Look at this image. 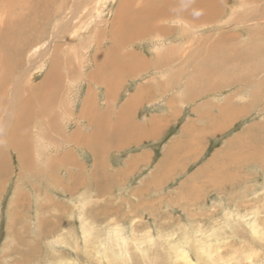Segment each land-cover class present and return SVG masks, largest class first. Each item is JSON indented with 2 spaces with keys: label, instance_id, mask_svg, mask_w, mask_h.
Returning <instances> with one entry per match:
<instances>
[{
  "label": "rangeland",
  "instance_id": "374dc122",
  "mask_svg": "<svg viewBox=\"0 0 264 264\" xmlns=\"http://www.w3.org/2000/svg\"><path fill=\"white\" fill-rule=\"evenodd\" d=\"M24 1L36 8L37 0ZM223 1L221 12L205 26L164 21L171 28L165 35L129 41L124 65H133V72L119 81L114 78L112 89L106 78L117 70L105 59L117 55L115 51L108 54L110 43L101 38H108V22L118 0H106V4L103 0H51V15L41 18L40 31L22 32L25 47L18 40L6 41L22 50L10 49L5 54L12 62L6 69L0 67V104L5 110L12 102L14 108L5 127L0 115V152L7 158V173L0 178V264H264V162L257 159L224 167L228 157L222 153L246 126L264 120V0ZM22 4L26 12L19 19L26 21L23 14L31 11ZM62 4L63 13L56 15ZM14 19L10 17V23H16ZM16 28L10 24V30ZM178 28L181 31L176 32ZM185 28L187 33H183ZM226 33L231 37L220 47L217 38ZM40 45L51 50L39 68L40 59L33 50ZM54 48H58L57 55ZM136 56L143 59L141 65L132 62ZM95 57L106 67L97 72V79L90 77ZM53 58L54 75H59L51 76V90L58 86L60 93L51 94V106L45 110L44 93H36L39 99L29 125L18 124L15 104L20 108L28 95L27 86L42 80ZM184 58L189 65L193 61L214 74L221 68L211 81L216 83L213 89L208 90L211 85L207 84L206 88L195 86L192 79L197 84L201 80L195 72V77L184 75L189 67ZM104 78L106 82H96ZM192 89L204 92L192 95L197 92ZM87 93L91 105L104 110L109 102L115 114L103 120L90 106L83 114ZM133 95L138 103L126 112L133 124L147 129L151 119H164L154 135L99 151L98 146L77 142L73 133H90L94 128L87 126V120L96 125L115 120ZM232 95L242 114L220 131H205L201 141L192 142L197 143L194 150L176 147L187 142L183 127L190 124L192 135L206 129L208 120H202L199 113L218 117L212 106ZM253 95L259 96L254 99ZM12 143L23 148L28 144V155L22 147L17 152ZM31 147H39L38 154H48L51 164L30 153ZM234 147L230 149L233 156L250 150ZM48 148L49 153L45 152ZM131 158L135 162L128 166Z\"/></svg>",
  "mask_w": 264,
  "mask_h": 264
},
{
  "label": "bare ground",
  "instance_id": "6f19581e",
  "mask_svg": "<svg viewBox=\"0 0 264 264\" xmlns=\"http://www.w3.org/2000/svg\"><path fill=\"white\" fill-rule=\"evenodd\" d=\"M23 2L25 3L24 5H26V10L29 9V11H31L29 14H27V13L23 14L27 17V18H25L26 21L20 20L21 19L20 18L21 13L26 12V11L23 12V10H22V5H23L22 3ZM27 2L29 3V0H27ZM102 3L106 4V0L105 1L103 0ZM31 4H33V3H31ZM34 5H36L35 6L36 8L32 9L30 7H27V3L24 0H0V13H1V15H0V52H2V53H0V67L4 65V67L6 69V67H7L6 64L12 62V61L10 62L9 58L6 56L7 52H9L10 49L15 50L16 53H20L22 50V48H21L22 46L16 45L15 47L12 48V47L8 46L6 41L9 42V40H10V41H16L17 42V40H18V43L19 44L22 43L23 46L25 47V44H27V43H26V40L24 39L25 34H23L22 32H24V31L33 32L34 28H35V32L40 31L41 18H48L51 15V10H49L51 8V0H37V3H35ZM58 6L60 8H56V10H55L56 15L59 14L61 11H62L61 14L63 13L65 5L63 6V4H62V5H58ZM75 6L77 7V5H75ZM223 6H224L223 0H118L116 7L113 9V13L111 15L110 22H108L109 23L108 26L110 27L109 33H108V38L110 36V33H111V37L109 39L104 38V37L101 38L103 41L106 40L110 43L109 47L107 48L109 55L111 53H114V51L116 52L117 57L116 56L114 57V55H113V56H111V58L105 59V61L109 64H114L113 70L114 71L117 70V72H115L116 73L115 75L112 73L109 77H107L106 78L107 82L105 81V78L101 79L102 81L99 79L96 82L108 83L110 80V84H111L110 88H111V86H112L111 82L114 80V78L117 81H119L120 78L127 77L130 73L133 72V69H134L133 65H130V66H129V64L124 65L127 62V59H126L127 55H126L124 48L129 43V41H131L132 39L137 38V37L148 36V35H156L157 37L165 35L166 33L170 32L171 28L163 25L162 22H164V21L188 22V23H191V24L197 26V28H198L199 25H204V24L206 25L209 22H211V19L221 12ZM24 10H25V7H24ZM13 16H15V18L17 19V20L14 19V21H16V23H10V21H9V18L13 17ZM233 16H234V13H233ZM63 17L64 16H61V19ZM105 21H106V19H105ZM10 24L12 26L16 25L17 26L16 30H10L9 29ZM65 24L69 25L70 21L68 20ZM43 27L45 28V24L43 25ZM61 28H63V26ZM193 28H195V27H193ZM11 29H13V27H11ZM185 29L186 30H183V33L184 32L187 33L188 30H187V28H185ZM179 31H181V29L178 28V30L176 32H179ZM226 34L228 36H226L225 34H222L221 36H219L217 38V44L219 43L220 47H221L222 41L227 42L229 37H231V35L229 33H226ZM102 40L100 41V43L102 42ZM97 42H98L97 43L98 45H101V44H99V40ZM160 44H158V45L161 46ZM43 45L42 46L40 45L36 50L35 49L33 50V52H34L33 54H35L36 52L38 53V58L40 59L38 62L39 68L41 66V60H43L44 57H46V54L48 57L49 51L51 50L49 47H47L49 49H47V48L41 49V47H43ZM67 46H69V45H67ZM118 46H120L122 48L121 49L122 51H119V49L117 48ZM54 49H55L54 51L56 52V55H57V53H59L58 48H54ZM233 50L235 51L234 48H233ZM66 52H68V51H66ZM78 55L81 56L82 53L80 52V54H78ZM240 56L242 57L243 53L240 54L239 57ZM243 58H245V57L243 56ZM243 58H241V59H243ZM95 59H96V57H95ZM95 59L93 61L97 62L98 59H96V60ZM141 59H142L141 57L136 56V58L135 57L133 58L132 62L136 65H141V62H140ZM65 62H67V60H65ZM55 63H56L55 58H53L52 63H51V70L49 69L51 72L49 71L46 74H44L42 80L38 84H36L35 86H32V87H31V85L27 86L28 89H26V90L28 91V95L26 97H28V98L25 97V100L23 101V103H21L22 105H20V108H19V106L16 107L17 105L15 104V106H14L16 109L15 110V113H16L15 114V116H16L15 120H17L18 124L21 125V123L24 122V124L29 125V121L31 119V116L33 115V113H35L34 109H33L34 104L36 103L37 99H39V97L37 98V95L44 93L41 100H45V103H43V105H42V109L45 110L46 108H49L48 104H50V106H51V94H59L60 93L59 90L56 92V89L58 88V86H55L54 84L53 85L55 87L53 90H51V81H52L51 78L53 79V77H51V76H58L59 75V74L54 75L55 72H54L53 67L55 66ZM67 65H68V63H67ZM56 68H55V70H56ZM101 68H106V67L102 62L98 61L96 63L95 68H94V73H93L94 76H90V77L96 78L95 76H96L97 72L99 73ZM107 72L110 73L111 71L107 70ZM0 74H1V72H0ZM32 75H33V73H32ZM32 75H28V76L31 77ZM24 77L25 76H21L19 78L21 82L26 81L24 79ZM0 82H1V80H0ZM23 83H25V82H23ZM115 83H116V81H115ZM57 84H58V82H57ZM5 85H6V83H5ZM13 86H14V84H13ZM17 86H19V85H17ZM17 86H15V87H17ZM15 87H13V88L15 89ZM192 90L197 91L196 93H192V95L201 94L204 92V90H201V89L200 90L192 89ZM13 91H15V90H13ZM36 91H38V92H36ZM187 91H189L191 93L190 89H188ZM0 92H1V86H0ZM36 93H37V95H36ZM139 93H140V91H139ZM88 96H89V94L87 93L86 97H88ZM258 96L253 95V98L257 99ZM235 98H236L235 95L226 97L223 100L224 102L222 104H220L219 106H216V105H214V107L212 106V109H215L216 110L215 112H218V115H219L218 117L206 116L207 112L198 111V112H200L199 114H200V118L202 120L203 119H205L206 121L208 120V123L205 124L208 127L206 129H201L202 130L201 132H197L194 135H192V134L188 133V130H189L188 127L190 124L186 125L185 127H183L182 130H183L185 136H188L187 142H185V145H180V146L178 145L176 147H181L184 151L194 150L195 149L194 144H197V143H192V142L201 141V136L205 135L204 134V133H206L205 131L208 130V131L214 133V132L220 131L221 129L228 126V124L233 119H235L236 117H238L240 114L243 113V109L237 108L236 104L233 103V100H235ZM55 101H57V100H55ZM59 101H60V99H59ZM20 102H21V100H20ZM126 102H128V103L126 104ZM126 102L121 106V112L119 113L118 116L116 115L115 120H111V119L109 121L106 120V122L103 123L102 125H96V121L92 123V121L90 122L87 120V123H86L87 126L89 128L91 126H94V128L91 127L93 130L90 133H84V134L80 133V131H76L72 135H74L77 142H79V140H80L83 144L85 143L88 146L94 145V146L100 147L98 149V151H99L101 149L103 150L104 147H106V149L117 148V147H121L122 145L126 144L130 140L131 141L137 140L140 137H144L146 135H154L155 132L163 125L164 119H157V118L151 119L149 121V123L147 125H149L151 127L150 128L148 127L147 129L142 128L141 126H137L135 123L133 124V122H134L133 119L129 118V116L126 112L129 113V111H127L128 106L129 107L133 106L136 101H134L133 98H129V100L127 99ZM59 103H61V102H59ZM84 103H85V101L82 102V105ZM169 103L172 106L173 103L171 101ZM13 104H14V101H13ZM8 105H9L8 108H6L4 110L2 103L0 104V115H3L2 118L0 117L1 121L3 122L1 124H3L2 126H4V127L6 126V123L8 122V120L12 117L11 113L14 109L12 106V102H10ZM206 105H208V104H206ZM246 105L248 106V109H249L251 103H250V105L249 104H246ZM87 106L92 107L93 105L91 106V104L89 102L85 103V105L82 106L83 114L88 111L87 109L89 107H87ZM106 106H107V104H106ZM171 106H169V107H171ZM96 108H98V107H94V109L97 110L96 112H98L99 115H101V118L103 120H105L103 117L108 116V114H110V113L113 115L115 114V110H113L114 109L113 106H107L106 108H104V110L103 109L100 110V108L99 109H96ZM108 109L110 111L109 113H107ZM206 110H208V109H206ZM174 111H176V109H174ZM209 112H211V111H209ZM209 112H208V114H209ZM43 113H45V112H43ZM131 121H132V125H131ZM50 123H51V120H50ZM104 124H106V125L103 126ZM42 125H44V124H42ZM41 127H44V126H41ZM101 127H103L102 129L104 131L100 130ZM202 128H203V126H202ZM19 130H21V129H19ZM21 132H23V131L21 130ZM62 133H64V132H62ZM143 134H145V135H143ZM44 135H45V133H44ZM2 136H3V134H2ZM7 137H9V136H7ZM69 137L71 138V136H69ZM21 138H23V136H21ZM12 139H13V143H15L16 139H15L14 135H13ZM37 139H39V138H37ZM263 139H264V120L261 121L260 123H252L251 126H246L241 132L236 134L233 138H231L226 143L225 149L223 148L222 153H225L227 155L226 157H228V158H225L226 159L225 161L223 160V166L224 167H229V166L231 167L232 164L236 165L238 162L240 164H242V163L246 164L247 162H250L252 160H257V159L261 160V162H264V142H263ZM17 140H18V138H17ZM65 140L66 139H64V141ZM67 141H69V140H67ZM26 143L29 144V142H26ZM2 144H4V142ZM28 144H27L28 147H25V148H23L25 145H23V147L22 146L19 147V146H17V144H15V145L13 144V145L15 146V148L18 147L17 152L21 149V147L23 148L22 150L27 152L29 149ZM38 145L40 146V143ZM233 146H235L236 148L244 146L245 149H250V150L245 151V154H243V155L240 153V155L236 154L238 156H233L230 153V151H231L230 149L232 147V150H233ZM39 151H40L39 147H36V148L31 147V149H30V153L34 152L36 154V156L37 155L43 156V158L47 159V161L50 162V164H51L50 156H48V154L45 155L44 152H42V154H38ZM50 151H51V148H48L47 151H45V152L49 153ZM171 153H173L172 150H171ZM27 155H28V152H27ZM29 156L31 157V159L34 157V155H32V154H30ZM38 159H40V158H38ZM165 159H167V158L165 157ZM27 160H28L27 158L22 159V161H25V163L28 162ZM213 160L214 159H212L211 161H213ZM22 161H20L21 164H22ZM133 162H135V158H131V160L128 161V166H131ZM6 163H7L6 155H5V153H3L1 151L0 152V178L2 177V175L7 173V164ZM28 166H30V165H28ZM33 168L34 167H32L31 169H33ZM101 168H102V166H101ZM183 258L186 259L185 253H184ZM190 264H192V263H190Z\"/></svg>",
  "mask_w": 264,
  "mask_h": 264
},
{
  "label": "crops",
  "instance_id": "0c3cea01",
  "mask_svg": "<svg viewBox=\"0 0 264 264\" xmlns=\"http://www.w3.org/2000/svg\"><path fill=\"white\" fill-rule=\"evenodd\" d=\"M183 60H187V58H184ZM141 61H143V59H141ZM189 62L190 61H185V64L187 63V66H189L188 68H187V72H185V74L184 75H192V76H196L197 78H200L201 80L200 81H198V83L199 84H197L196 83V81H194L193 79H192V81L191 82H194V83H192V84H194L195 86H197V87H200V86H204L203 88H206L205 86H206V84L207 85H211V87H208V90H210V89H213V85L214 84H216V83H212L211 81H213V80H215L214 79V77L216 76L215 74H218V73H220L221 74V72H220V70H221V68L220 69H218V71H217V73H215L214 74V71H209L208 70V67L205 69V67H204V65H197L196 63H194L193 61H191L192 63H191V65H189ZM141 64H142V62H141ZM226 67H229V66H226ZM143 68H144V65H143ZM191 68H192V70H191ZM204 69V70H203ZM193 72H195L194 73V75L192 74ZM228 76L230 75V73H226ZM226 74H222V79L223 80H225V82H226ZM194 76V77H195ZM221 79V80H222ZM193 88V87H192ZM111 92H109L107 95H108V98H109V100L112 102V100H111ZM133 97H134V95H133ZM136 97V96H135ZM88 97H85V99L83 100V102L85 101V103H87V102H89L88 100ZM134 99V98H133ZM129 100V99H128ZM135 101H136V98L134 99ZM127 101V100H126ZM85 103L83 104V105H85ZM109 103V102H108ZM107 103V106H111V105H109ZM125 103V102H124ZM128 102H126V104H127ZM135 104L137 105V102H135ZM92 106V105H91ZM107 106H105V108L107 107ZM87 107H89V106H87ZM93 107V106H92ZM91 107V108H92ZM129 107V106H128ZM129 108H132V106L131 107H129ZM128 108V109H129ZM93 109H94V107H93ZM97 109V108H96ZM89 110V109H88ZM115 110V109H114ZM97 111V110H96ZM94 112H95V109H94ZM110 111H109V109L107 110V113H109ZM69 136H72V135H70L69 134ZM129 160H131V159H129Z\"/></svg>",
  "mask_w": 264,
  "mask_h": 264
}]
</instances>
